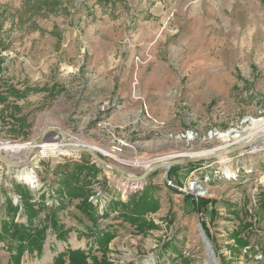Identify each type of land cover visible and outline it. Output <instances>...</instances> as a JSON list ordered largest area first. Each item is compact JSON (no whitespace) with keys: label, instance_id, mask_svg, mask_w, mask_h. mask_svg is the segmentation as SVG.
I'll use <instances>...</instances> for the list:
<instances>
[{"label":"rangeland","instance_id":"obj_1","mask_svg":"<svg viewBox=\"0 0 264 264\" xmlns=\"http://www.w3.org/2000/svg\"><path fill=\"white\" fill-rule=\"evenodd\" d=\"M7 88L15 92L2 95L0 144L61 143L60 130L66 143L91 145L135 175L231 148L142 181L95 162L87 199L102 194L96 223L114 232L106 251L113 264H264V137L237 147L258 127L251 119H264V0H0V92ZM62 148H34L25 169L33 184L0 159V219L7 197L21 203L14 182L57 205L54 168L81 155ZM2 153L21 161L27 150ZM143 188L158 205L145 214L152 226L138 232L107 208ZM192 198L207 201L203 211ZM78 201L58 211L67 241L49 233L43 254L25 253L21 264H52L67 247L96 249L86 246L92 222ZM9 258L0 242V264Z\"/></svg>","mask_w":264,"mask_h":264},{"label":"trees","instance_id":"obj_2","mask_svg":"<svg viewBox=\"0 0 264 264\" xmlns=\"http://www.w3.org/2000/svg\"><path fill=\"white\" fill-rule=\"evenodd\" d=\"M5 90V92H0V102L3 100V93L15 92L11 88ZM194 164V162H190L172 166L168 170L169 175L175 174L180 167L191 168ZM99 169L100 167L86 153H81L77 159L66 158L55 166L53 174L57 186L55 190H51L50 195L57 197V205H47L44 192L39 195V199H36L27 184L13 183L12 188L14 193L19 196L21 203L14 204L12 199L7 197L5 203L2 204L5 212L0 219V242L10 254V264H21V259L25 253L42 255L49 233H53L56 240L67 241L69 229H65L61 224L58 211L75 199L79 200L76 208L92 222L91 227L85 225L86 246L96 244V249L92 250L89 247L84 250L67 247L53 256L52 264H113L106 256V251L114 232L108 228L101 229L97 225L99 205L93 204L87 199L91 193L92 179ZM111 199L114 201H110L111 208H107V210L118 209V218L133 225L138 232H145L152 226V222L145 218V214L157 208L158 201L154 193L147 192L143 188L142 192L129 193L125 201L119 198ZM192 202L195 210L200 212L203 211L207 201L202 198H192ZM46 209L48 211L41 218V212ZM21 218L25 220L23 221ZM234 235L237 244L246 245V241L239 237L238 232H235ZM97 251H100V257L95 254Z\"/></svg>","mask_w":264,"mask_h":264},{"label":"water","instance_id":"obj_3","mask_svg":"<svg viewBox=\"0 0 264 264\" xmlns=\"http://www.w3.org/2000/svg\"><path fill=\"white\" fill-rule=\"evenodd\" d=\"M58 131L61 134V140L66 143V139L64 137L63 132H61L60 130H58ZM253 139H254V137H251V139H249L248 141L242 143L241 145H239L237 147L247 145ZM39 141H40V139H37V140H34L32 142L31 147L29 148V150H27V153L25 154L23 160H21V161L11 160L5 154H3L1 152H0V159L3 163H5L8 166H11L15 170L24 169L27 167L28 163L30 162V160L32 158V152H33L34 148H36L38 145H40ZM65 148L68 151L86 153L91 157V160L93 162H96L97 164H100L103 167L110 168V169L114 170L115 172L119 173L122 178L132 180V181H142L143 179H145L147 177V175L150 172H152L154 169H157V168L162 167V168H165L166 171H168L172 166L184 165V164H187L190 162H195V161H198L201 159H208V158L220 156V155L231 150V148H227V149H223V150H219V151H211V152H208L205 154H198V153L197 154H187L184 157H180L178 159L164 160L161 162L153 163L152 165H149L145 169V171L142 172V174L135 175V174L130 173L129 171H126V170L116 166L115 164L103 159L97 153L96 149L91 145L83 144V143H69V144L66 143ZM190 188H192V186ZM207 245H208V248L210 250V253L212 254L213 259L215 260V256H214L212 249H210L209 244H207Z\"/></svg>","mask_w":264,"mask_h":264},{"label":"bare ground","instance_id":"obj_4","mask_svg":"<svg viewBox=\"0 0 264 264\" xmlns=\"http://www.w3.org/2000/svg\"><path fill=\"white\" fill-rule=\"evenodd\" d=\"M251 122L253 124H256L258 127L254 131L252 130L253 132H250L248 134V137L250 139H251V137H254V139L252 141H255L258 138L262 139V137H264V119H251ZM232 133L233 132L225 131V132L221 133L220 136L227 137V136H230ZM260 133H263V134H260ZM234 135L235 136H240L237 131L234 132ZM61 143L60 142H42L37 147L39 148V152L41 154H45V153H48V152H55L56 149H58L60 147V145H63V148L61 150L65 151L66 150V148H65L66 143L65 142H61ZM260 144H261V146H264V139L261 140ZM30 147H31V144H29V143H26V144H21V143H14V144L13 143H1L0 144V151H2V152L4 151L6 153L7 152L15 153V152H18V151H20L22 149L29 150ZM209 152H211V150ZM205 153H208L207 150L199 151L198 154H205ZM192 154H197V152L196 153H192ZM25 169L26 168L18 170L19 171L18 175H17L18 178H21L22 180L28 182L29 184H31V183L33 184L35 182V176L32 174L31 171H27ZM225 170L228 173H232V171L230 172V169L228 167H226Z\"/></svg>","mask_w":264,"mask_h":264},{"label":"built area","instance_id":"obj_5","mask_svg":"<svg viewBox=\"0 0 264 264\" xmlns=\"http://www.w3.org/2000/svg\"><path fill=\"white\" fill-rule=\"evenodd\" d=\"M194 188L192 187V189ZM196 188H198V186ZM100 197H102V194L99 190L97 192L93 191V194L89 197V201H91L93 204H96L99 201Z\"/></svg>","mask_w":264,"mask_h":264}]
</instances>
